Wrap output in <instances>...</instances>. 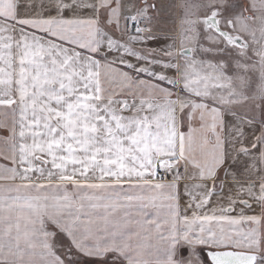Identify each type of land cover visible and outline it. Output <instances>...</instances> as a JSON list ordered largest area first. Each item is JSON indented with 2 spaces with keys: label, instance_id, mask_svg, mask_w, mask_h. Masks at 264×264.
<instances>
[{
  "label": "snow or ice",
  "instance_id": "6c2138e0",
  "mask_svg": "<svg viewBox=\"0 0 264 264\" xmlns=\"http://www.w3.org/2000/svg\"><path fill=\"white\" fill-rule=\"evenodd\" d=\"M175 8L0 0V264H264V0Z\"/></svg>",
  "mask_w": 264,
  "mask_h": 264
},
{
  "label": "crops",
  "instance_id": "0c3cea01",
  "mask_svg": "<svg viewBox=\"0 0 264 264\" xmlns=\"http://www.w3.org/2000/svg\"><path fill=\"white\" fill-rule=\"evenodd\" d=\"M156 2L161 9L160 20L166 21L174 16L176 12L175 5L179 4L181 0H156ZM162 26L166 25L162 24Z\"/></svg>",
  "mask_w": 264,
  "mask_h": 264
}]
</instances>
